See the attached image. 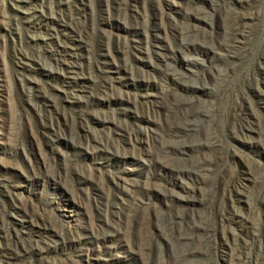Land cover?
Segmentation results:
<instances>
[{
	"label": "rangeland",
	"instance_id": "1",
	"mask_svg": "<svg viewBox=\"0 0 264 264\" xmlns=\"http://www.w3.org/2000/svg\"><path fill=\"white\" fill-rule=\"evenodd\" d=\"M0 264H264V0H0Z\"/></svg>",
	"mask_w": 264,
	"mask_h": 264
}]
</instances>
